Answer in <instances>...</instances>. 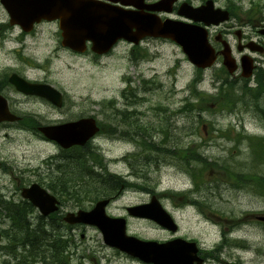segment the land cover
Wrapping results in <instances>:
<instances>
[{
  "label": "rangeland",
  "instance_id": "rangeland-1",
  "mask_svg": "<svg viewBox=\"0 0 264 264\" xmlns=\"http://www.w3.org/2000/svg\"><path fill=\"white\" fill-rule=\"evenodd\" d=\"M193 1L197 5L199 0ZM214 1L221 8L227 4L230 7L229 3L233 2L235 6L231 8L237 13H244L256 4L262 8L264 17V0ZM7 18L0 5V25L8 22ZM40 30L24 40L16 29L6 34L0 31V73L8 77L15 72L30 80L50 83L65 92L68 99L62 111H53L48 105L40 104L39 100L22 99L9 90L13 96L11 100H15L17 114L32 113L38 120L61 122L82 114L100 116L101 108L103 113L112 115L115 109L120 112L117 120L122 122V127L116 131L124 135L138 134V145L145 143L147 147L155 141H162L170 150L181 152L187 150L184 146L190 140L207 143L205 148L195 150L214 165L200 170L204 177L198 181L201 187L194 197L208 201L212 213L206 209L199 212L195 208L180 207L179 193L190 188L192 180L176 159L152 153H146L147 158L144 154L133 158L131 154L137 151L133 142L109 138L100 143L102 158L98 159L107 165V173L155 190L160 203L179 229L176 235H172L149 221L128 218L125 208L144 204L150 197L135 189H124L123 185L115 201L107 207V214L124 217L127 233L144 241L165 242L181 237L196 241L200 248L212 250L219 246L224 235L238 242L235 245L224 243L212 254V262L207 264H264V225L256 220L257 217H264V143L254 141L258 149L251 150L250 154L246 140L247 136L264 135L263 124L252 104L246 106L239 102L232 111L229 110L231 106H225L223 109L227 112L213 102L224 82L236 84L233 90L239 94L241 87L254 86V77L247 85L245 80L241 82L236 77L238 73L231 76L224 71L221 63H217L207 71H197L200 82L196 86L197 95L193 98L196 70L172 42H142L138 50L144 59L133 65L121 55L128 50V46L119 45L96 65L60 51L51 56L54 44L48 41V37L54 33V26ZM30 64L40 67L34 69ZM133 97L139 100L135 102ZM200 99L208 100L204 109L193 113L179 112L188 101L200 105ZM125 111L127 115L122 114ZM191 128H196L197 133L190 137L187 135H190ZM178 137L182 139L180 143ZM56 154L53 146L41 142L34 133L18 125H0V195L17 202L20 199L17 186L38 182L40 173H49L51 169L41 163ZM229 166L233 168L230 172L232 176L226 169ZM234 171L237 174L234 175ZM238 172H243V175H238ZM89 205L87 203L85 207L89 208ZM78 209L73 201L65 199L60 212L63 214ZM29 218L35 223V214ZM6 229L9 234L16 230L3 214L0 230L6 232ZM61 233L65 234V231ZM70 234L72 243L69 238L63 246L68 251V264H142L105 246L95 228L82 227ZM5 243L3 238L0 246ZM8 256L0 251V263L8 260Z\"/></svg>",
  "mask_w": 264,
  "mask_h": 264
},
{
  "label": "water",
  "instance_id": "water-1",
  "mask_svg": "<svg viewBox=\"0 0 264 264\" xmlns=\"http://www.w3.org/2000/svg\"><path fill=\"white\" fill-rule=\"evenodd\" d=\"M142 2L143 0H138ZM175 0L160 1L145 7L150 11H171V4ZM124 4V3H123ZM6 9L10 25H19L27 31L34 22L41 19L48 21L58 19L65 37L84 34L104 35L105 45L120 37L137 44L146 36L165 38L178 44L189 62L197 68L211 67L216 56L207 40L206 30L196 25L185 24L179 21L166 19L161 21L155 15L141 12H130L108 8L86 0H2ZM194 22L205 25H218L228 20V13L214 9L212 1L204 6L192 8L182 5L178 12ZM135 33L132 34V30ZM76 31V33L74 32ZM223 65L232 74L236 65L229 53H223ZM251 60L242 59V76L250 77L252 74ZM11 83L17 90L26 95H37L48 99L54 105H61V97L51 87L44 85H31L24 80L13 76ZM14 118L7 112L4 99L0 97V122L12 121ZM39 131L49 140L56 142L62 148L73 145H84L97 131L92 119L81 120L57 127H44ZM22 198L28 200L38 208L43 216L58 210V202L54 196L48 194L37 184L23 189ZM108 200L99 201L90 211L67 213L63 220L68 224H83L96 227L106 245L116 248L131 257H135L150 264H202L198 259L197 250L193 243L175 239L167 243L143 242L126 235V222L122 218H110L105 214ZM127 214L134 218L149 219L162 228L171 232L176 231L173 219L164 211L155 197L148 204L127 208ZM264 221V218H259Z\"/></svg>",
  "mask_w": 264,
  "mask_h": 264
},
{
  "label": "trees",
  "instance_id": "trees-1",
  "mask_svg": "<svg viewBox=\"0 0 264 264\" xmlns=\"http://www.w3.org/2000/svg\"><path fill=\"white\" fill-rule=\"evenodd\" d=\"M255 81V88L241 87L239 94L234 93L232 84L225 82V88L221 86L214 103L218 104L220 108L222 107L221 109L225 106H231L229 107L230 111L239 102L246 106L252 104V109H255L264 120V73L258 72ZM194 95L197 94L194 93ZM207 102L208 100L200 99V109H204ZM182 109L185 112L191 111L193 105L188 103ZM165 146L156 147L152 145L146 147L145 143H139L138 151L134 156L144 154L143 156L147 158L146 155L152 153L162 157L170 156V158L176 159L185 167H188L191 163L204 164L203 168L209 167L206 160L202 159L198 153L190 151L186 154V150L181 152L172 151ZM255 147L257 148V145L252 146L251 150ZM74 153L66 156V161L59 167L57 174L50 178V181L54 184V187L50 186V188L54 193H58L59 197L73 199L78 207H84L87 203L85 201L94 202L107 198L124 184L119 177L107 173L104 165L100 164L102 171L105 172H103V175L100 173H97L98 175L94 174L89 161H95V155L88 154L86 156L80 150H76ZM212 165H214L213 162ZM227 168L232 173L233 168L232 170L229 167ZM193 170L198 169L194 168ZM236 171L233 172L234 175L237 174ZM202 173L203 171L195 173V179H201L203 177ZM238 175H243V172H238ZM255 180L260 183L258 179ZM259 183L256 184L260 185ZM125 184L135 186L129 183ZM262 184L264 185V181ZM0 209L5 210L11 226L16 229L13 234H9L8 230L2 233L6 243L0 246V251H3L5 255H10L8 257L12 263L4 260L0 264H35L40 261L44 264L48 261H50L49 264H68L67 256H64L62 252L65 249L63 247L65 240L62 239L61 233L55 230L53 226L42 221H37V224H30L28 215L33 209L29 204L25 202L21 204L0 202ZM2 247H4V250Z\"/></svg>",
  "mask_w": 264,
  "mask_h": 264
},
{
  "label": "flooded vegetation",
  "instance_id": "flooded-vegetation-1",
  "mask_svg": "<svg viewBox=\"0 0 264 264\" xmlns=\"http://www.w3.org/2000/svg\"><path fill=\"white\" fill-rule=\"evenodd\" d=\"M186 2L192 4L193 0H187ZM202 3L203 1L201 4ZM230 18V22L224 24L223 26L211 28L212 30L214 29L213 31L210 30L211 34L209 38L212 47L216 53H220L222 50V42L224 41L228 45L232 55L236 56V58H240L242 55H252L254 63L258 68H260V66L264 65V34L262 33V31H264V20H259L261 22L257 23L256 25H249L248 22L243 23V21H239L238 18ZM254 27H258V29H255ZM253 31H255L256 35L253 33ZM217 35H220V37L217 38ZM252 42L256 43L260 47L255 45L253 46L251 44ZM87 47L90 46L87 45ZM57 48L60 49V46H57ZM65 51L74 56V54L70 51ZM87 53L88 52H86L85 55ZM96 58L97 55L89 54V59L91 62H95ZM218 59H221V57ZM3 75H5V73H0V94L3 95L8 101L10 111L16 113L17 110L15 109V100H11L13 96L9 92V86L5 84V76ZM6 80L8 82V79ZM74 228L75 227H71V230L74 231ZM201 257L207 262H212L211 255H208L206 251L201 252Z\"/></svg>",
  "mask_w": 264,
  "mask_h": 264
},
{
  "label": "bare ground",
  "instance_id": "bare-ground-1",
  "mask_svg": "<svg viewBox=\"0 0 264 264\" xmlns=\"http://www.w3.org/2000/svg\"><path fill=\"white\" fill-rule=\"evenodd\" d=\"M62 252H63L64 256H68V255H66V254H68V251H67L66 247H65V249Z\"/></svg>",
  "mask_w": 264,
  "mask_h": 264
}]
</instances>
